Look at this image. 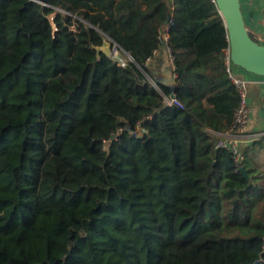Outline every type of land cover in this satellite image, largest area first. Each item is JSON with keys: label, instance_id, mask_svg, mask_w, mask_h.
<instances>
[{"label": "trees", "instance_id": "trees-1", "mask_svg": "<svg viewBox=\"0 0 264 264\" xmlns=\"http://www.w3.org/2000/svg\"><path fill=\"white\" fill-rule=\"evenodd\" d=\"M227 49L212 0H0V264H264V174L215 149Z\"/></svg>", "mask_w": 264, "mask_h": 264}, {"label": "crops", "instance_id": "crops-1", "mask_svg": "<svg viewBox=\"0 0 264 264\" xmlns=\"http://www.w3.org/2000/svg\"><path fill=\"white\" fill-rule=\"evenodd\" d=\"M242 16L248 30L254 33L257 41L264 45V0H240ZM165 38V37H164ZM147 68L153 78L150 81L165 85L171 89L175 88L173 70V58L168 47V37L163 40V45L155 51L152 59L147 63ZM234 76L243 79L247 83L249 122L247 127V138L253 140L264 130V78L248 74L237 67H232ZM255 141H244L242 148L249 151L262 148L264 144L258 145ZM255 168V163L251 161Z\"/></svg>", "mask_w": 264, "mask_h": 264}, {"label": "water", "instance_id": "water-1", "mask_svg": "<svg viewBox=\"0 0 264 264\" xmlns=\"http://www.w3.org/2000/svg\"><path fill=\"white\" fill-rule=\"evenodd\" d=\"M222 18L227 33L229 57L232 65L242 71L264 78V45L257 41L254 33L247 29L240 0H212ZM112 42L105 38L99 47H94L96 56L110 58ZM239 172L247 178L244 167Z\"/></svg>", "mask_w": 264, "mask_h": 264}, {"label": "built area", "instance_id": "built-area-1", "mask_svg": "<svg viewBox=\"0 0 264 264\" xmlns=\"http://www.w3.org/2000/svg\"><path fill=\"white\" fill-rule=\"evenodd\" d=\"M36 2V0H30ZM165 37V38H164ZM167 30H164L163 40H166ZM155 54V51L153 52ZM113 61L118 67L124 68L128 63H133V59L129 53L123 51L117 44L112 42L111 46V55L109 58ZM225 66L226 71L237 91L239 102L234 112V120L231 128L228 132L220 137L215 142V149H223L230 153L234 161L237 172L243 167L244 154H243V142L244 141H255L260 140L264 143V130L256 137H253V140L247 138V127L249 122V105H248V92H247V83L239 78L234 76L232 72V67H234L230 61L229 50L225 52ZM165 102L169 106H175L182 108L181 102L177 97L172 94L169 98L165 99ZM136 136V131L131 133Z\"/></svg>", "mask_w": 264, "mask_h": 264}, {"label": "rangeland", "instance_id": "rangeland-1", "mask_svg": "<svg viewBox=\"0 0 264 264\" xmlns=\"http://www.w3.org/2000/svg\"><path fill=\"white\" fill-rule=\"evenodd\" d=\"M53 15L50 16V19L52 20ZM139 133L136 130V136H138ZM248 159L249 161H252L255 163V168L259 169L258 171H261L264 174V146L262 148H255L248 152Z\"/></svg>", "mask_w": 264, "mask_h": 264}]
</instances>
